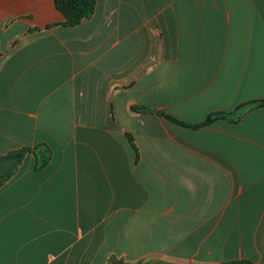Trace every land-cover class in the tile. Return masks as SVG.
Listing matches in <instances>:
<instances>
[{
  "label": "crops",
  "instance_id": "1",
  "mask_svg": "<svg viewBox=\"0 0 264 264\" xmlns=\"http://www.w3.org/2000/svg\"><path fill=\"white\" fill-rule=\"evenodd\" d=\"M64 22L0 0V264H264V0Z\"/></svg>",
  "mask_w": 264,
  "mask_h": 264
},
{
  "label": "trees",
  "instance_id": "2",
  "mask_svg": "<svg viewBox=\"0 0 264 264\" xmlns=\"http://www.w3.org/2000/svg\"><path fill=\"white\" fill-rule=\"evenodd\" d=\"M56 4L60 10V12L65 17L64 26L66 27H75L85 19H90L96 10V0H56ZM264 104V102H263ZM137 111H145L143 108H135ZM150 112L157 113L165 117L167 120L177 123L179 125H183L192 129H199L205 126H208L214 123L216 120L222 119L225 116L222 114H213L209 116L203 123L197 125H190L183 123L182 121L169 116L165 113L158 112L155 110H149ZM30 148H24L19 152H13L6 156L0 157V164H10L7 168H0V189L12 179V177L16 174L18 167L23 162L25 156L32 152ZM50 157L41 162L38 168H42L48 164ZM233 264H253L249 262H237Z\"/></svg>",
  "mask_w": 264,
  "mask_h": 264
},
{
  "label": "rangeland",
  "instance_id": "3",
  "mask_svg": "<svg viewBox=\"0 0 264 264\" xmlns=\"http://www.w3.org/2000/svg\"><path fill=\"white\" fill-rule=\"evenodd\" d=\"M2 169V166L0 167ZM5 168V167H4ZM1 169H0V172H1Z\"/></svg>",
  "mask_w": 264,
  "mask_h": 264
}]
</instances>
